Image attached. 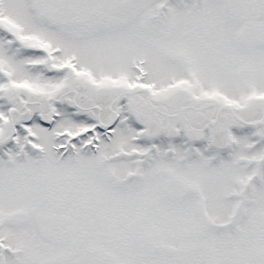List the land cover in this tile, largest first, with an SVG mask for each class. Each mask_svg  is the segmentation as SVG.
I'll return each mask as SVG.
<instances>
[{"label": "snow or ice", "instance_id": "obj_1", "mask_svg": "<svg viewBox=\"0 0 264 264\" xmlns=\"http://www.w3.org/2000/svg\"><path fill=\"white\" fill-rule=\"evenodd\" d=\"M0 264H264V0H0Z\"/></svg>", "mask_w": 264, "mask_h": 264}]
</instances>
